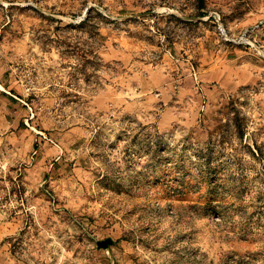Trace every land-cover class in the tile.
I'll use <instances>...</instances> for the list:
<instances>
[{"label": "rangeland", "instance_id": "374dc122", "mask_svg": "<svg viewBox=\"0 0 264 264\" xmlns=\"http://www.w3.org/2000/svg\"><path fill=\"white\" fill-rule=\"evenodd\" d=\"M214 2L0 0V264H264V0Z\"/></svg>", "mask_w": 264, "mask_h": 264}, {"label": "crops", "instance_id": "0c3cea01", "mask_svg": "<svg viewBox=\"0 0 264 264\" xmlns=\"http://www.w3.org/2000/svg\"><path fill=\"white\" fill-rule=\"evenodd\" d=\"M214 1L215 0H187V2L191 4H186L182 11H178L179 17L185 23L199 22L201 24L205 20L206 11L216 6Z\"/></svg>", "mask_w": 264, "mask_h": 264}, {"label": "built area", "instance_id": "2783aa9c", "mask_svg": "<svg viewBox=\"0 0 264 264\" xmlns=\"http://www.w3.org/2000/svg\"><path fill=\"white\" fill-rule=\"evenodd\" d=\"M208 19L213 20V23L216 26L217 33H218L221 40H223L225 42H230V43L236 42V40L230 36L228 29L226 28L225 24L223 23L222 15L220 12H218V11L211 12ZM258 27L259 26H257V28ZM191 73H193L194 77L197 79V73L198 72L195 70L194 67H192Z\"/></svg>", "mask_w": 264, "mask_h": 264}, {"label": "trees", "instance_id": "16d2710c", "mask_svg": "<svg viewBox=\"0 0 264 264\" xmlns=\"http://www.w3.org/2000/svg\"><path fill=\"white\" fill-rule=\"evenodd\" d=\"M234 121V127L237 131V136L240 138V139H243L244 136H245V127L240 123V118L238 115H236V117L233 119Z\"/></svg>", "mask_w": 264, "mask_h": 264}, {"label": "water", "instance_id": "95a60500", "mask_svg": "<svg viewBox=\"0 0 264 264\" xmlns=\"http://www.w3.org/2000/svg\"><path fill=\"white\" fill-rule=\"evenodd\" d=\"M109 243H110V241H107V242H100V243H99V246H100V247H104V248H106V247L108 246Z\"/></svg>", "mask_w": 264, "mask_h": 264}]
</instances>
